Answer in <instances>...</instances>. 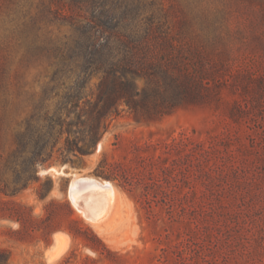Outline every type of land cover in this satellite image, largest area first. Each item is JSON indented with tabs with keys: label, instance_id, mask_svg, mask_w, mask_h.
Instances as JSON below:
<instances>
[{
	"label": "rangeland",
	"instance_id": "374dc122",
	"mask_svg": "<svg viewBox=\"0 0 264 264\" xmlns=\"http://www.w3.org/2000/svg\"><path fill=\"white\" fill-rule=\"evenodd\" d=\"M97 1L0 0V101L11 114L25 118L41 99L71 108L76 100L69 97L77 91L81 106L95 100L92 91L101 74L83 57L63 62L61 54L68 56L76 46V23L85 21ZM122 1L124 7L137 4ZM141 1L146 14L175 28L176 15L186 13L188 40L212 27L206 15L220 12L214 22L220 24L219 46L232 48L226 77L248 69L264 78V0ZM136 83L143 89L146 80L136 77ZM214 90L221 93L220 102L183 103L153 117L123 103L89 153L64 161L56 152L39 168V182L14 197L0 192V202L26 204L38 219L46 216L52 200H68L73 216L83 219L107 247L94 250L70 234L67 209L58 207L61 229L50 244L42 230L20 239L15 231L21 223L0 218V248L10 251L9 264H264V84L239 77ZM72 117L76 120L77 114ZM76 135L81 133L70 134ZM104 158L117 166L114 181L95 174ZM80 176L109 180L120 192L115 217L101 228L71 200L69 186ZM57 233L64 249L52 257Z\"/></svg>",
	"mask_w": 264,
	"mask_h": 264
},
{
	"label": "trees",
	"instance_id": "16d2710c",
	"mask_svg": "<svg viewBox=\"0 0 264 264\" xmlns=\"http://www.w3.org/2000/svg\"><path fill=\"white\" fill-rule=\"evenodd\" d=\"M134 1L137 3L134 7H124L127 3L120 0L117 3L98 0L85 21L76 23L79 31L76 46L68 56L61 54L63 62L83 57L90 62V68L101 74L96 91H92L96 98L88 99V106H81L83 96L77 91L69 97L71 102L76 100L73 107H53L41 99L21 119L15 111L11 114L7 103L0 101V192L14 197L39 182V168L49 163L56 152H60L64 161L89 153L106 131L107 120L119 114L123 103L135 113L153 117L169 113L183 103L220 102L222 95L214 89L221 82L232 85L240 77L264 84L263 77H254L248 69H237L232 79L226 77L233 65L226 58L232 48L220 47L223 46L221 32L217 30L220 24L214 23L220 12L213 17L206 15L212 27H204L197 38L188 40L186 24L190 19L186 13L176 15L178 28H175L154 14H146L141 0ZM106 32L107 36L101 35ZM58 69L63 73L64 65L59 63ZM136 77L145 78L143 89L138 88ZM73 114H77L76 120ZM75 126L80 130H74ZM71 132L81 135L71 137ZM63 137L64 144L59 146ZM108 164L106 158L102 159L95 174L114 181L119 174L117 166ZM46 195L40 192L42 198ZM58 207L67 209L70 234L82 237L94 250L107 249L83 219L73 216L75 211L68 200H52L46 206V216L40 219L33 216L30 206L14 199L2 200L0 218L21 223V229L15 231L20 239L42 230L50 244L51 236L61 229L54 210ZM10 259V251L0 248V264H9Z\"/></svg>",
	"mask_w": 264,
	"mask_h": 264
},
{
	"label": "water",
	"instance_id": "95a60500",
	"mask_svg": "<svg viewBox=\"0 0 264 264\" xmlns=\"http://www.w3.org/2000/svg\"><path fill=\"white\" fill-rule=\"evenodd\" d=\"M112 184L109 180L98 178L91 181L84 179L73 180L69 186V195L70 197L72 194L75 195L77 204L86 212L90 219L103 220L113 213L115 207L112 202Z\"/></svg>",
	"mask_w": 264,
	"mask_h": 264
},
{
	"label": "bare ground",
	"instance_id": "6f19581e",
	"mask_svg": "<svg viewBox=\"0 0 264 264\" xmlns=\"http://www.w3.org/2000/svg\"><path fill=\"white\" fill-rule=\"evenodd\" d=\"M52 170H53V171H54V170L57 171L58 169H57V168H52ZM77 179H84V180H87V181H88V180H89V181H91V180H96V178H95V177H92V176H80V177L75 178L74 181L77 180ZM73 183H74V182H73ZM107 183H108V182H107ZM111 192H112V195H113V200H112V202H113V205L115 206L114 208H116V209L113 210V211L115 212V210L118 211V208H119V206H120L121 195H120V192L117 190V188L114 186V184H112ZM71 198H72V200H73L74 205L77 207V209H79V211H81V213L87 218V220H88L92 225H94V226H96V227H98V228H101V227H103L104 225L108 224L110 221H112L113 218L115 217L116 213H117V212L112 213V214L108 215V216H107L105 219H103V220H99V221H97V220H92V219H90V218L87 216L86 212H85L83 209H81V208L79 207V205H78L77 202H76L75 195L72 194ZM61 235H62V234H59V233H57V234L55 235V236H56V239H57V240H56V241H57V245H55V246L53 247L52 252H50L52 257H56V256H57L58 254H60V253L63 251V249H64V244H63V241H62ZM64 243H65V242H64Z\"/></svg>",
	"mask_w": 264,
	"mask_h": 264
}]
</instances>
